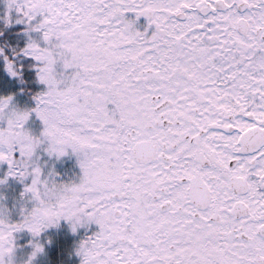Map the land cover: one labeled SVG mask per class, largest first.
I'll list each match as a JSON object with an SVG mask.
<instances>
[{"label":"snow or ice","instance_id":"1","mask_svg":"<svg viewBox=\"0 0 264 264\" xmlns=\"http://www.w3.org/2000/svg\"><path fill=\"white\" fill-rule=\"evenodd\" d=\"M6 3V24L37 34L16 55L37 62L46 90L27 110L0 96V165L31 177L35 201L22 222L0 218V264L16 232L73 215L74 232L99 226L82 264H264V0ZM33 113L39 136L26 127ZM68 146L83 175L58 184L38 153Z\"/></svg>","mask_w":264,"mask_h":264},{"label":"flooded vegetation","instance_id":"2","mask_svg":"<svg viewBox=\"0 0 264 264\" xmlns=\"http://www.w3.org/2000/svg\"><path fill=\"white\" fill-rule=\"evenodd\" d=\"M129 18L135 19V14H129ZM147 26L148 21L146 17H140L137 20L138 30L144 31ZM148 30L151 32L153 29ZM26 31L27 27H23L21 33ZM72 71V69H69L65 72L62 66L58 67V72L65 73L66 76H70ZM43 87L44 86L40 87L37 95L45 91ZM43 127V122L37 118L35 135L39 136ZM40 152L43 156H49L47 152L43 151V149H41ZM47 157L41 156L40 158V165L42 168H44L45 165L44 159H47ZM50 157L52 159L53 181L58 184H71L78 183L80 181L83 173L79 165V157L76 154L69 150L68 154L63 157ZM24 196V201L28 204L24 203V205H21L22 209L14 215L12 223L22 222L24 217L33 207H35V203H33V201H27L29 198L28 194H25ZM96 231H99V226L95 223H91L77 228L74 232L72 230L71 222L63 219L60 220L58 224L44 229L38 236H34L27 229H23L16 232L20 233L22 237H20L21 239L18 241L14 240L15 256L18 257L17 259H19V264H26V261L34 251L35 246L39 244L43 247V251L32 260V264H82V256L78 254L79 246L82 241L91 237Z\"/></svg>","mask_w":264,"mask_h":264},{"label":"rangeland","instance_id":"3","mask_svg":"<svg viewBox=\"0 0 264 264\" xmlns=\"http://www.w3.org/2000/svg\"><path fill=\"white\" fill-rule=\"evenodd\" d=\"M8 14L7 9V3L6 0H0V33L1 28L3 27H9L10 25H7L5 22L4 17ZM19 24V23H14ZM36 38V33H30L28 31L16 35H11L8 38H6V42H3L2 36H0V46H8L7 53L9 55H13L15 58H17V63H23L25 60H29L30 67H28V70L30 72H33L36 76L37 83L39 82L38 79V68H37V62L29 57L16 55V53H19L22 48L26 46L28 43L29 37ZM3 43V44H2ZM1 48V47H0ZM24 83V82H23ZM26 84V83H24ZM24 84H22L21 81H18L17 78L12 77L5 68V61L2 59V55H0V96H7V95H13L14 96V106L21 109V110H27L35 107L36 100L35 96H32V98H29L25 95L26 89L24 88ZM43 85V84H42ZM36 86V85H35ZM44 90H46V86L43 85ZM37 116L35 113L32 114L30 120L27 122L26 127L31 131L33 135L36 134L35 127L37 124ZM0 127H6V121L0 122ZM47 157L41 155V152L38 153V160L37 163L40 165L41 160L40 158ZM44 159V158H43ZM45 165L44 168H42L45 176H48L50 180L52 179L53 174V168H52V159L50 156L47 157V159H44ZM41 166V165H40ZM52 168V169H51ZM8 166L7 164L0 165V180H5V183L0 184V218H4L8 220V222L12 223L14 215L18 213L19 210L22 209L21 205H24L25 203V192L24 187L25 184L31 183V177H28L21 182L20 180L16 179L15 177H8ZM51 173L49 176L48 174ZM29 198L27 201H33L30 199V194H28ZM35 203V201H33ZM28 204V203H25ZM63 234V233H62ZM22 235L20 233L14 234V240L18 241L21 239ZM18 257H14L13 264H19Z\"/></svg>","mask_w":264,"mask_h":264},{"label":"trees","instance_id":"4","mask_svg":"<svg viewBox=\"0 0 264 264\" xmlns=\"http://www.w3.org/2000/svg\"><path fill=\"white\" fill-rule=\"evenodd\" d=\"M23 27H27V25L19 23V24H11L9 27H3L1 28L0 36H2L3 42H6V38H8L11 35L20 34ZM3 44V43H2ZM4 49V55H7L10 59H14L16 62L17 58H15L13 55H9L7 53V45L0 46ZM4 55H2V59H4ZM5 61V60H4ZM18 65H23V73L21 77H16L18 81H21L22 84H24V88L26 89L25 95L29 98H32V96H37V93L43 85L41 83H37L36 76L33 72H30L28 70V67H30L29 61H25L23 63H17ZM24 82V83H23ZM36 85V86H35Z\"/></svg>","mask_w":264,"mask_h":264},{"label":"clouds","instance_id":"5","mask_svg":"<svg viewBox=\"0 0 264 264\" xmlns=\"http://www.w3.org/2000/svg\"><path fill=\"white\" fill-rule=\"evenodd\" d=\"M12 141H10V140H6L5 141V144L7 145V144H10ZM67 153L69 152V150H71L72 151V148H71V146H68L67 147ZM80 220V217H78V216H75V215H73V216H71V218L69 219V220H67V221H69V222H71V224L72 223H76V222H78ZM50 222V219H49V217H46V216H41L40 218H39V223H41V224H47V223H49ZM9 247H11V245H9ZM39 253H37V255H38ZM36 255V256H37ZM35 256V257H36ZM14 257H15V249L14 250H12V251H5V253H4V264H13V260H14ZM35 257H32L31 255H30V257L28 258V260L26 261V264H29V261L31 260V264H32V260L35 258Z\"/></svg>","mask_w":264,"mask_h":264}]
</instances>
